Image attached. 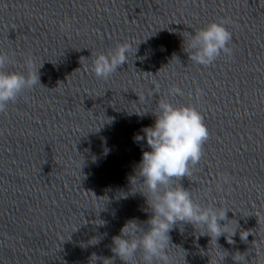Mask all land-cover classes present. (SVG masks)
<instances>
[{
    "label": "clouds",
    "instance_id": "obj_1",
    "mask_svg": "<svg viewBox=\"0 0 264 264\" xmlns=\"http://www.w3.org/2000/svg\"><path fill=\"white\" fill-rule=\"evenodd\" d=\"M225 24V21L210 22L189 34L188 50L185 52L190 61L209 66L222 54L232 55V49L228 46L232 34ZM129 52L131 45L125 42L117 44L108 53L96 54L91 71L97 78L106 80L127 64ZM11 63L12 57L0 53V113H5L9 103H15L25 89L40 84L38 69L31 56L24 59V71H6ZM155 87L159 92V84ZM168 94L177 96L183 95V92L173 85ZM152 114L155 116L154 124L144 127L141 130L143 134L134 137L136 141H146L150 149L143 151L137 168L147 192V195H143L151 211V216L144 222L148 227L144 228L134 219L127 221L120 234L112 237L113 257L92 255L96 260H102V264H114L117 257L123 264H136L137 253H140L141 264H170L167 254L171 244L170 232L177 224H191L196 230L204 229L201 235L209 236L210 242L214 239L217 244L218 238L224 235L229 244L234 243L232 237L236 235L239 225L236 221L237 228L229 232V211L213 205L203 206L193 199L190 190L181 183L173 184L190 176L192 167L202 158L203 146L209 138L203 116L192 105L177 106L167 100H160L156 112ZM224 182H227L226 177ZM221 221L226 222L221 224ZM250 234L249 231L239 232L240 239L245 242ZM227 256L229 252L223 249V254L215 259L209 256V264H222ZM232 260L236 264H248L246 252H235ZM259 264H264V253Z\"/></svg>",
    "mask_w": 264,
    "mask_h": 264
},
{
    "label": "water",
    "instance_id": "obj_2",
    "mask_svg": "<svg viewBox=\"0 0 264 264\" xmlns=\"http://www.w3.org/2000/svg\"><path fill=\"white\" fill-rule=\"evenodd\" d=\"M126 222L0 171V264H102L92 255L113 257L112 237ZM167 254L170 264H209L172 243ZM114 264L123 262L117 257ZM136 264H141L140 253Z\"/></svg>",
    "mask_w": 264,
    "mask_h": 264
}]
</instances>
